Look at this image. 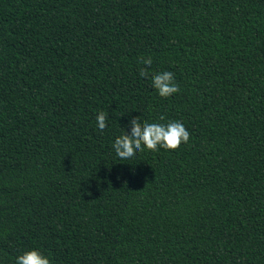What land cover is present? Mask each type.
<instances>
[{"label": "trees", "instance_id": "obj_1", "mask_svg": "<svg viewBox=\"0 0 264 264\" xmlns=\"http://www.w3.org/2000/svg\"><path fill=\"white\" fill-rule=\"evenodd\" d=\"M141 60L179 91L158 95ZM135 120L189 139L121 163ZM31 248L264 264V0H0V264Z\"/></svg>", "mask_w": 264, "mask_h": 264}, {"label": "clouds", "instance_id": "obj_2", "mask_svg": "<svg viewBox=\"0 0 264 264\" xmlns=\"http://www.w3.org/2000/svg\"><path fill=\"white\" fill-rule=\"evenodd\" d=\"M138 71L141 80L150 78L151 86L161 97H168L179 91V86L175 83L172 72L165 71L152 75L153 64L151 60L139 61ZM96 125L100 130L106 127L105 113H97ZM139 125V121H132L131 132L125 134L127 130L124 129L121 138L112 143L111 152L114 160L127 163L134 160L136 154L142 150L175 149L189 139V132L179 121L143 123L142 128ZM14 264H50V260L39 249L31 248L17 255Z\"/></svg>", "mask_w": 264, "mask_h": 264}]
</instances>
